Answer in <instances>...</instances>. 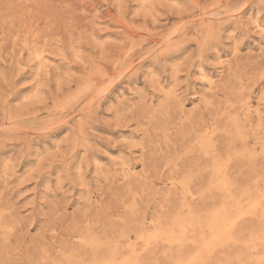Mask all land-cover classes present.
<instances>
[{"label": "rangeland", "instance_id": "1", "mask_svg": "<svg viewBox=\"0 0 264 264\" xmlns=\"http://www.w3.org/2000/svg\"><path fill=\"white\" fill-rule=\"evenodd\" d=\"M125 263L264 264V0H0V264Z\"/></svg>", "mask_w": 264, "mask_h": 264}, {"label": "bare ground", "instance_id": "2", "mask_svg": "<svg viewBox=\"0 0 264 264\" xmlns=\"http://www.w3.org/2000/svg\"><path fill=\"white\" fill-rule=\"evenodd\" d=\"M226 107V106H225ZM236 109H237V107H236ZM235 109V110H236ZM218 114V113H217ZM224 114V113H223ZM212 116V115H211ZM208 118V117H207ZM215 118V117H214ZM211 123V122H210ZM213 124V123H212ZM212 126V125H211ZM233 128V127H232ZM201 129V128H200ZM220 129V128H219ZM226 129V128H225ZM234 129V128H233ZM216 130V129H215ZM222 130H224V129H222ZM205 131V130H204ZM236 131H238V130H236ZM203 132V131H202ZM222 132V131H221ZM200 133V132H199ZM218 135V134H217ZM212 136V135H211ZM216 136V135H215ZM230 137V136H229ZM229 139V138H228ZM240 140V139H239ZM204 141V140H203ZM206 141H208V140H206ZM218 141V140H217ZM195 142V141H194ZM212 142V141H211ZM201 143V142H200ZM215 143V142H214ZM230 143V142H229ZM216 145V144H215ZM220 146V145H219ZM201 148H202V146H201ZM197 149V148H196ZM195 150V149H194ZM205 150V149H204ZM240 150V149H239ZM200 153V152H199ZM240 153V152H239ZM201 154V153H200ZM218 154V153H217ZM211 156V155H210ZM216 156V155H215ZM235 156V155H234ZM198 157V156H197ZM202 160V159H201ZM253 161V160H252ZM239 162V161H238ZM200 163V162H199ZM220 163V162H219ZM201 164V163H200ZM207 164V163H206ZM218 165V164H217ZM182 166V165H181ZM215 166V165H214ZM187 168V167H186ZM199 168V167H198ZM205 168V167H204ZM214 168V167H213ZM179 169H180V167H179ZM204 170V169H203ZM180 172V171H179ZM205 172V171H204ZM169 173V172H168ZM229 173V172H228ZM174 175V174H173ZM220 175V174H219ZM225 175V174H224ZM174 177V176H173ZM218 177V176H217ZM237 177V176H236ZM190 178V177H189ZM213 178H215L214 176H213ZM228 178V177H227ZM173 179V178H172ZM186 179V178H185ZM210 179V178H209ZM203 181V180H202ZM211 183V182H210ZM209 183V184H210ZM227 183V182H226ZM233 183V182H232ZM239 183V182H238ZM199 184V183H198ZM235 184V183H234ZM233 185V184H232ZM184 186V185H183ZM192 187V186H191ZM237 187V186H236ZM231 188V187H230ZM233 188V187H232ZM216 189V188H215ZM221 191V190H220ZM204 199V198H203ZM214 200V199H213ZM170 201V200H169ZM218 202H221V201H218ZM221 204V203H220ZM210 209V208H209ZM200 210V209H199ZM220 211V210H219ZM217 213V212H216ZM176 216V215H175ZM246 217V216H245ZM174 218H176V217H174ZM179 218V217H178ZM218 218V217H217ZM180 219L181 218H179V221H180ZM184 219V218H183ZM182 219V220H183ZM169 221V220H168ZM192 221V220H191ZM185 222V221H184ZM189 223V222H188ZM183 224V223H182ZM181 225V224H180ZM185 225V224H184ZM179 226V225H178ZM186 226V225H185ZM232 226V225H231ZM170 228V227H169ZM236 228V227H235ZM88 229V228H87ZM88 231V230H87ZM163 231V230H162ZM166 231V230H165ZM174 232V231H173ZM194 232V231H193ZM224 233V232H223ZM235 233V232H234ZM93 234V233H92ZM195 235H197V233L195 234ZM232 235V234H231ZM234 235V234H233ZM164 237V236H163ZM226 237V236H225ZM99 238V237H98ZM86 239H88V238H86ZM190 240H192V239H190ZM190 240H188V241H190ZM86 241V240H85ZM90 241V240H89ZM157 242V241H156ZM171 242V241H170ZM86 243V242H85ZM160 243V242H159ZM194 243V242H193ZM182 244V243H181ZM180 244V245H181ZM149 245V244H148ZM159 245V244H158ZM195 245V244H194ZM212 246V245H211ZM97 247V246H96ZM176 247V246H175ZM174 247V248H175ZM179 247H181V246H179ZM157 248H159V246H157ZM91 249H93V248H91ZM173 250V249H172ZM99 251V250H98ZM167 251V250H166ZM150 252V251H149ZM175 252H177V251H175ZM80 253V252H79ZM165 253V252H164ZM183 253V252H182ZM188 253V252H187ZM99 254V253H98ZM133 254V253H132ZM163 254V253H162ZM169 255V254H168ZM180 256V255H179ZM205 256V255H204ZM74 257V256H73ZM145 257H147V254L145 255ZM144 257V258H145ZM175 257V256H174ZM187 257V256H186ZM71 259V258H70ZM69 259V260H70ZM74 259V258H73ZM84 259V258H83ZM67 260H68V258H67ZM81 260V259H80ZM141 260H143V259H141ZM149 260V259H148ZM155 260V259H154ZM176 260H177V258H176ZM60 261V260H59ZM125 261V260H124ZM207 261H208V259H207ZM206 261V262H207ZM47 262V261H46ZM61 262V261H60ZM65 262V261H64ZM87 262V261H86ZM91 262V261H90ZM104 262H105V260H104ZM157 262V261H156ZM169 262H170V260H169ZM50 263V262H49ZM77 263H78V261H77ZM89 263V262H88ZM97 263V262H96ZM165 263V262H164ZM163 263V264H164ZM125 264H127V263H125Z\"/></svg>", "mask_w": 264, "mask_h": 264}]
</instances>
